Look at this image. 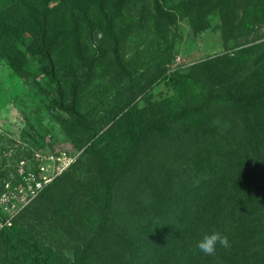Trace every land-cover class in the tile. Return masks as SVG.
<instances>
[{
    "label": "trees",
    "instance_id": "16d2710c",
    "mask_svg": "<svg viewBox=\"0 0 264 264\" xmlns=\"http://www.w3.org/2000/svg\"><path fill=\"white\" fill-rule=\"evenodd\" d=\"M54 1L61 14L56 36ZM96 3L0 0V57L26 74L23 42L29 35L46 64L41 72L57 95L69 88V103L75 104L68 105L70 113L81 100L83 81L76 77L78 62L58 64L54 48L75 43L80 55L89 37L81 17L99 10ZM232 3L244 5L243 30L264 22V0ZM72 8L78 12L68 19ZM103 52L80 60L93 69ZM161 85L167 94L156 98L153 92ZM141 86L139 92L129 88L118 110L107 111L105 123H113L105 133L98 136L97 120L83 126L105 200L110 209L120 201L119 212H108L98 226L105 238L114 229L117 235L109 238L108 263L264 264V43L231 49L190 71L161 70ZM53 101L66 106L65 99ZM117 133L124 138L118 155L103 154L102 138ZM216 231L228 236L230 247L217 245L216 254L206 256L196 244ZM0 244V264H59L51 250L16 224L0 230Z\"/></svg>",
    "mask_w": 264,
    "mask_h": 264
},
{
    "label": "rangeland",
    "instance_id": "374dc122",
    "mask_svg": "<svg viewBox=\"0 0 264 264\" xmlns=\"http://www.w3.org/2000/svg\"><path fill=\"white\" fill-rule=\"evenodd\" d=\"M58 5L52 4L55 36ZM238 5L232 0H97L100 9L81 17L89 37L82 39L88 41L80 55L75 43L54 48L58 64L78 62L76 77L83 85L72 113L69 88L57 95L41 72L40 51L31 46L29 35L23 42L26 74L0 57V230L18 225L51 250L59 264H109V238L117 235L114 229L105 238L98 226L108 212H119L120 201L110 209L105 200L100 167L87 152L91 143L83 134L85 121L97 120L100 136L113 123H105L107 111L123 105L129 88L139 92L161 70L190 71L231 49L264 43V22L243 30L244 5ZM77 12L72 8L68 19ZM102 50L103 59L93 69L80 60ZM153 94L160 98L167 90L161 85ZM56 98L65 99L66 106L54 103ZM119 135H105L100 151L118 155L124 139Z\"/></svg>",
    "mask_w": 264,
    "mask_h": 264
},
{
    "label": "clouds",
    "instance_id": "9594fccd",
    "mask_svg": "<svg viewBox=\"0 0 264 264\" xmlns=\"http://www.w3.org/2000/svg\"><path fill=\"white\" fill-rule=\"evenodd\" d=\"M217 121H213L216 124ZM217 245L222 248L230 247L229 238L220 232L205 233L197 244L196 248L206 256H214L216 254Z\"/></svg>",
    "mask_w": 264,
    "mask_h": 264
},
{
    "label": "built area",
    "instance_id": "2783aa9c",
    "mask_svg": "<svg viewBox=\"0 0 264 264\" xmlns=\"http://www.w3.org/2000/svg\"><path fill=\"white\" fill-rule=\"evenodd\" d=\"M39 186H38V188L37 189H40V188H42V185L41 184H38ZM10 226V225H9Z\"/></svg>",
    "mask_w": 264,
    "mask_h": 264
}]
</instances>
